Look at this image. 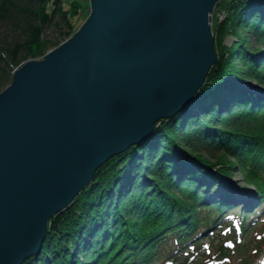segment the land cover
<instances>
[{
  "label": "trees",
  "instance_id": "1",
  "mask_svg": "<svg viewBox=\"0 0 264 264\" xmlns=\"http://www.w3.org/2000/svg\"><path fill=\"white\" fill-rule=\"evenodd\" d=\"M79 6L76 1L65 9L62 0H0V92L24 61L47 54L42 40L49 28L62 25L55 44L74 34L71 18ZM227 12L215 38L218 61L196 99L161 121L148 140L100 167L73 203L50 220L40 254L24 264H205L221 259L239 264L246 261L244 255L245 264H254L264 255V236L253 234L264 225V210L254 218L256 212L241 205L216 200L209 206L212 197L203 192L216 190L211 180L230 177L237 163L256 189L257 201L264 202V101L258 103L252 93L253 83L258 91L264 89V0H230ZM226 37L236 40L227 46ZM227 155L236 162L227 161ZM191 158L209 169V174L202 171V180L180 176V166H190ZM224 231L231 233L227 238L235 250L221 243L199 255L206 238L214 240Z\"/></svg>",
  "mask_w": 264,
  "mask_h": 264
},
{
  "label": "water",
  "instance_id": "2",
  "mask_svg": "<svg viewBox=\"0 0 264 264\" xmlns=\"http://www.w3.org/2000/svg\"><path fill=\"white\" fill-rule=\"evenodd\" d=\"M221 1L90 0L70 38L13 73L0 92V264L40 254L96 171L191 103L218 61Z\"/></svg>",
  "mask_w": 264,
  "mask_h": 264
},
{
  "label": "rangeland",
  "instance_id": "3",
  "mask_svg": "<svg viewBox=\"0 0 264 264\" xmlns=\"http://www.w3.org/2000/svg\"><path fill=\"white\" fill-rule=\"evenodd\" d=\"M63 1V7L66 9L68 7H70V4L73 2H78L80 4V6L78 7L77 11L75 12V14L73 15V17L71 18V21L73 23V27H74V31L76 32L82 25L83 23L85 22V20L87 19L88 15H89V12H90V0H62ZM230 1V0H222L221 2H219L212 14V30H213V34H214V37L216 38V34L220 35V28H221V25L223 24V22L225 21V19L227 18V16L229 15V13L227 12V2ZM62 28V25L60 24V22H58L55 26L49 28L46 32H45V35L43 37V44H44V47L46 48V52L45 53H48L49 51L59 47L62 43L60 44H55L54 43V39L57 38V35H58V31L59 29ZM74 32V33H75ZM214 38V40H215ZM235 38H231V37H226V39L224 38V41L223 43L226 44L227 46H231L234 42H235ZM65 42V41H64ZM215 44V43H214ZM254 44L251 45V47L253 46ZM216 48V46H215ZM28 52V51H27ZM29 53V52H28ZM218 55V54H217ZM44 58V56H37L36 58H28L26 61H24L22 64L28 62V61H33V60H42ZM219 58V56H218ZM217 63V62H216ZM22 64L20 66H22ZM19 66V67H20ZM17 67L14 72L19 68ZM211 71V69H210ZM209 71V72H210ZM13 72V73H14ZM13 76V74H12ZM204 85V84H203ZM253 86H254V89L255 91H258V89H255L256 86H258V84H255L253 83ZM202 88V87H201ZM200 88V89H201ZM264 101V99H260V101ZM173 118V117H172ZM171 119V118H170ZM164 120H167V119H164ZM203 156L205 158H210L208 155L206 154H203ZM227 161H229L230 163L233 162L235 163L236 160L233 156H230L228 155L226 157ZM212 162H216L214 160H210ZM223 165H226V162L223 163ZM226 169L228 168L227 166L225 167ZM231 172V176L229 177L232 181H236V182H239L241 185H246V183L242 180V176H241V173L239 172V168L237 166V163L234 165V170L232 169ZM218 190V187L216 188V190H214L210 195L212 198H215L214 196L218 194V192H216ZM248 191H251V196H254V200L256 199H259V197L257 196L256 197V189L252 186H250L248 189ZM218 197V196H217ZM255 210H258L256 215H254V218H257L259 217L261 214H262V210H264V202L261 204V207H257L255 208ZM254 210V211H255ZM253 211V212H254ZM228 234H231L230 232L226 231L224 233H222L221 236H218L216 239H212V238H206L204 240V245L205 247L201 250L202 252L204 251H207L210 247H212V245H219L221 243H226L227 241H229V237L227 238V235ZM254 234V233H253ZM256 234H262V231H258L256 232ZM224 236V237H223ZM241 238L240 240H242V235H240ZM238 255H233V258H236ZM245 258L246 261H243L242 263H239V264H245L247 261H248V255H244L243 256ZM264 256H262L260 259H257V263L256 264H264V261H262L261 259L263 258Z\"/></svg>",
  "mask_w": 264,
  "mask_h": 264
},
{
  "label": "bare ground",
  "instance_id": "4",
  "mask_svg": "<svg viewBox=\"0 0 264 264\" xmlns=\"http://www.w3.org/2000/svg\"><path fill=\"white\" fill-rule=\"evenodd\" d=\"M216 51H217V49H216ZM217 54H218V52H217ZM207 77H208V75H207ZM207 77H206V79H207ZM245 91L248 92V88L245 89ZM199 92H200V88L197 90V92L192 97L193 100L192 101L190 100L191 103L196 99V97L199 94ZM252 93H253V95L256 96V99H258V98L259 99H264V89H261L259 91H255V90L252 89ZM258 103H261V101L259 100ZM186 107H184V108L182 107L183 108L182 111H184V109ZM163 120H164L163 117H161V119H159L156 123L154 122L153 123V130L148 135H146L140 142H138L136 144H132L127 150L131 149L132 147L139 146L140 144H142L143 142H145L146 140H148L151 136H153L154 131L157 129V127L160 125V122L163 121ZM122 153H124V152H122ZM244 160H245V156H242L241 157V161L243 162ZM190 161H191L190 166H188V167L186 166L185 168H182L183 165L180 166L179 172H180V176L181 177H187V176L195 175L197 178L200 176V179L202 180V178L204 176H206L204 173H202V171L205 172V173H207V174H209V172H210L209 169H207V166L206 165L200 164L201 163L200 160H197L196 161L195 159L191 158ZM214 163H216V162H214ZM237 166L239 168V165L238 164H237ZM217 167H220V166L218 165ZM239 172L241 173L240 169H239ZM241 176H242V180L246 183L245 186L244 185H241L239 182H236L235 180L232 181L229 178V176H227L226 178H224L222 181L221 180H218L216 178H213L211 180V185H214V186H217L218 187V190L216 191V192H218V194L214 196L215 198H211L212 199V202H209L208 205L210 206L212 204H215L216 203V200H219L220 202L223 201V202H225L228 205H241V206L247 208V210L250 211V212H253L255 210V208L261 206V203L262 202H259L256 199L254 200V196H251V194H252L251 191H248L247 190L250 186L247 184L244 174L241 173ZM203 192L205 194H211L213 191H210V189L208 187L207 189H204ZM107 196H108V194H107ZM252 206H254V207L251 208ZM257 211L258 210H255L254 212L257 213ZM48 228H49V225H48ZM45 237H47V235L46 236L44 235V238H43L42 243L43 242L45 243V241H46V238ZM166 264H169V263H166Z\"/></svg>",
  "mask_w": 264,
  "mask_h": 264
}]
</instances>
